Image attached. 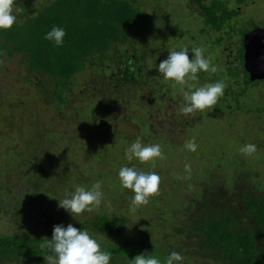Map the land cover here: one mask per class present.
<instances>
[{"label":"trees","instance_id":"1","mask_svg":"<svg viewBox=\"0 0 264 264\" xmlns=\"http://www.w3.org/2000/svg\"><path fill=\"white\" fill-rule=\"evenodd\" d=\"M22 1L20 0L23 7L19 9L14 7L16 16L14 24L9 29L0 30V59L3 56L12 58L19 55L25 60L29 73L49 78L53 85L50 99L53 101L52 103H56L54 107L57 114H62L61 125L71 118L81 128L77 131L79 128L77 126L74 129V134L69 137L65 135L64 131H60L58 125L48 128L40 119L44 115L40 107L32 118L28 115L25 117V123L22 122L21 117L20 120H17L21 121L23 126L27 125L25 129L28 133H23L25 130L21 129L20 134L22 133L30 141L24 144L26 150L32 155L29 163L36 165L39 176L44 182L51 180L50 184L54 195H62L57 198L59 201L66 193H70L72 178L76 176H78L76 180L78 179L79 185H81V176L88 177L84 181L86 188L92 185L93 182L88 183L92 177L88 175L89 173L84 167L87 162H90L92 170L95 168L94 165L101 166L103 171H100V174L102 175H95V177L98 176L99 179L96 177L98 180H101L106 177L103 166L112 165L115 161L104 152L103 143L99 144L101 140L106 142L108 135L105 133L109 134V126L97 123L99 119L102 122L107 114L111 121L127 122L131 120L128 111L135 110L142 100L152 106L157 103L161 106L163 96H169L171 91L179 94L180 91L167 84L168 89L161 92L158 100L153 97L147 101L138 95L139 89L155 94L156 90L162 86H157L156 80L163 77L153 67H151L153 69L149 67L147 73L146 66L140 65L141 62H145L140 53L142 55L147 53L141 51L136 42L138 38L146 34L149 30L148 26L156 17L158 11L155 10L158 5L156 6L155 3L152 5L154 1L151 2L153 9L151 11L155 17L147 19L142 16L144 6H142L143 2H138L139 0ZM187 1L198 9L204 27L214 30L219 35L211 43L212 46L221 47L222 42L229 39L231 34L240 36L235 51L230 50V46L225 48L229 49L227 58L231 62L226 64L224 73L221 75L229 76L234 80L239 79L244 85V89L247 90L254 82L249 81V76L243 68L242 39L244 34L254 28L256 24L252 23L250 29L243 28L235 31L230 28V33L224 32L225 28L230 27L233 20L238 17L240 10L237 8L246 0H238V7L232 9L228 8L221 0H211L208 3L203 0ZM14 2L18 1L14 0ZM53 25L62 27L65 32L63 42L59 46L44 39V33ZM126 46L129 50L132 49L130 57H128L127 51L122 50ZM82 73H88L89 77L80 91L86 98L91 96V103L96 110L100 111L86 108V106L81 110L70 107L71 111L69 112H72L70 117L64 116V105L68 102L70 94L73 93L72 82L76 81ZM214 80L220 81L216 77ZM261 82L264 81L259 83ZM174 84L178 85L176 89L181 88V85L175 82ZM86 85H90V87ZM169 90L170 92H168ZM169 100L177 106L174 108L172 105L173 109L168 107L169 111H172L170 116L172 119L174 112L178 111L181 101H175L172 96H169ZM218 100H222V98L219 97ZM121 105L126 107H119ZM49 107L52 108V105ZM228 109L233 111L230 105ZM237 109L240 108L236 107ZM252 110L256 113L264 111L256 106L248 111ZM11 118L13 119L14 116L8 119L9 125L6 127L8 129L13 127V124L10 123ZM49 120L55 121L52 118ZM172 122L174 128H178L175 125L178 123L184 126L186 130L181 131L182 134L191 133V127L186 126L184 119L182 122L177 120ZM90 123L94 128L98 126L101 131V140L98 143L92 140L99 138L96 132L89 139L83 137L87 135L83 133L82 129H90ZM29 131L31 132L29 133ZM163 133L154 135V138L162 146L168 144V149H170L172 144L165 140V135L168 133ZM170 135L172 138L174 132H170ZM117 139L120 141L124 137L120 135ZM83 140L88 144L83 143ZM122 149L116 154L119 156V160L136 166V159H126L125 151ZM207 154L213 157L209 158L208 164L204 163L205 166L199 176L188 177L189 180L185 184L182 180L178 182L176 177L172 178V188L178 184H180V188L176 186L174 190L168 191L158 183L155 197L154 194L151 195L154 198L155 204L153 205H149L147 201L145 204L138 205L134 212H130L131 190L122 188L119 181H116L112 186L113 189H109L103 194L112 193L113 201L115 194L122 190L121 195L128 198L127 200L121 199L124 205L120 210L122 212L113 211L104 214L100 210L83 211L80 218L83 223L80 227L88 230L101 248L111 253L109 264H131L129 260L141 252L150 253L163 261V258L171 251L181 253L183 259L180 264H190L192 259L196 260L198 257L203 260V264L206 261H210L212 264H264V185L262 183L254 185L255 193L250 192L249 188H240V182L235 184L234 182L238 180L236 176L242 172L236 173L237 171L232 169L229 171V166V170L226 169V186L223 187V183H221L222 190L219 189L220 185L218 187L212 183L206 170H209L210 167L221 168L226 161L214 159L222 154L214 155L210 152ZM87 156L90 159L86 161ZM230 156L229 158H231ZM231 161L229 159V162ZM73 168L76 170L78 168V172L74 173ZM139 170L149 171L148 168H141V166ZM18 176L22 178L23 175ZM33 188L35 191H39V183L35 182ZM156 196L160 197L158 205ZM166 197L170 204H173L172 209L167 212L162 208ZM143 206L149 210L154 208L149 216L146 214L142 218V223L157 219L161 229L158 236H153L152 229L146 228V224L144 226L137 224L134 227L130 224L133 213L137 212L139 208L142 209ZM68 223L79 228L73 221H68ZM43 242L44 239L37 242L25 235L0 236V264H46L43 257L50 253L46 248H41L40 245Z\"/></svg>","mask_w":264,"mask_h":264},{"label":"rangeland","instance_id":"2","mask_svg":"<svg viewBox=\"0 0 264 264\" xmlns=\"http://www.w3.org/2000/svg\"><path fill=\"white\" fill-rule=\"evenodd\" d=\"M17 1V3L14 2L15 7H18V9L23 7L20 0ZM203 1L208 3L211 0ZM221 1H224L230 9L238 7V0ZM138 2H143L144 12L142 16L144 18H154L156 16L153 19L154 21L148 26L149 30L145 34L146 37L142 35L141 38L136 40L139 44L138 48L147 53L143 55L140 53V56L145 60L140 65L146 66L148 73L149 67H153L156 70L155 65L167 56V50L171 48L178 50L182 46L189 49L198 46L201 48L202 54L209 59L210 64L215 65V71L198 72L196 74L198 79L196 81H188V83L200 85L205 82L215 81L214 77H216L225 85L223 94L220 96L222 100H217L216 104L211 106V109L195 110L190 114H182L178 109L177 112H174L175 114L171 119L172 111H169L168 107L171 108L173 103L169 100V96H172L175 101H181L182 105L184 100L181 88L187 90L186 85H181L180 89H176L178 85H175L174 82L169 80L170 83H168L167 79L159 77L156 80L157 86H162L156 90V95L150 94L147 90L139 89L138 95L142 99L148 101L150 98L156 97L158 100L162 94L161 92L168 89L167 84H170L173 89L180 91L179 94L169 90V96L162 97L161 106L158 103L152 106L142 100L135 110L128 111L131 115V120L127 122L111 121L106 114L102 122H100V119L98 120L99 122L97 121V123H104L109 126V134L108 132L105 133V135H108L106 142L100 139L101 131L98 126L94 128L90 123V129L83 128V133L87 135L83 137L89 139L96 132L99 138L92 140H95L96 143L101 140L99 144L103 143L104 152L115 160L114 163L111 162L112 165L103 166L105 170L104 176L107 178L103 177L101 180H98V176L102 175L100 171H103L101 166L94 165L95 168L92 170L90 162H85L84 167L87 169L88 175L92 177L88 183L100 181L102 191V203L88 209V212L99 210L103 211L104 214L113 211L122 212L120 210L124 205L121 199H128L126 196L121 195L122 190L115 194L113 201L112 193L103 194L109 189H113L112 186L118 181L117 171L122 165L134 166L138 170L141 166V168L145 167L149 171L158 173L160 185L171 191L176 186L180 188V184L172 188L173 183L171 181L173 177H176L178 182L182 180L183 184H185L189 180L188 177L201 174L205 166L204 163L207 162L208 164L209 158L212 156L207 154L209 152L214 155L222 154V156L214 157V159L226 161L221 168L217 167L214 169L210 167L209 170H206L207 176L212 180L213 184L218 185V187L220 185L219 189H221V183H223V187L226 186L227 170H229L228 167L230 166L229 171L232 169L237 171L236 173L242 172L236 176L238 180L234 184L240 182V188H249L250 192L255 193L254 185L261 183L264 185V111L256 113L254 110L250 112L248 110L254 109L255 106L264 109V82H254L251 87L245 90L239 79L234 80L229 76L224 77L221 75V73H224V68H226V64L229 61L227 58L229 49L235 51V47L240 41V36L231 34L232 36L229 39L222 42L221 47L212 46L211 43L218 34L214 30L204 27L198 9L187 0H139ZM151 2H153L152 5L154 3L156 6L158 5L155 10L158 11L156 15L151 11ZM22 3L25 2L22 1ZM239 7L237 9L240 10V14L233 20L230 27L225 28L224 32L228 31L230 33V28L235 31L243 28L250 29L252 28V23H255L256 27H264V0H246ZM153 15L155 16L153 17ZM202 30L203 33H201ZM228 46H230L229 49H225ZM122 50L127 51L128 57L132 54V49L130 48L129 50L127 46L122 48ZM190 57L191 53H189ZM87 77H89L88 73H82L77 77L76 81L72 82L73 93L70 94L68 102L64 105V116L70 117L72 113L69 112L71 111L70 107L81 110L86 106V108L96 110L91 103V96L86 98L83 92L80 91L83 84L88 81ZM52 86L49 78L36 73H29L25 60L21 56L15 55L12 58L3 56L0 59V236L25 235L38 242L44 238H50L54 224H67L68 221H73L74 224L80 227L83 223L80 220L83 212L73 214L75 218H72L66 211L58 208L57 198L62 197V195H54L50 184L51 180L44 182L39 176L36 165L29 163L32 155H30L31 152L26 150L24 144L30 141L22 133L20 134L21 129L25 130L23 133H28L25 129L27 125L23 126L21 121H17L21 117L22 122L25 123V117L28 115V117L32 118L40 107L44 113L40 119L43 120V123L48 128L58 125L60 131H64L67 137L74 134V129L77 126L79 127L77 131H79L81 129L80 125L75 120H71V118L61 125L62 114H57L54 107L56 103H52L53 101L50 99ZM87 87H90V85ZM171 93L174 94L172 95ZM96 101L100 102L99 100ZM12 105L15 107L12 108ZM30 105L31 108H29ZM49 105H52V108ZM229 105L233 111L228 109ZM119 107L126 106L121 105ZM172 107L177 108L175 104ZM236 107L240 109L236 110ZM241 109L244 110L242 111ZM109 110L111 112V109ZM96 111L100 110L97 109ZM12 116L15 118H11L10 122L13 127L8 129L6 128L9 125L8 119ZM51 118L55 121H50L49 119ZM183 119L186 126L191 127V133L188 135L181 133V131L184 132L186 130L182 124H175L178 128L173 126L172 121L182 122ZM163 132L168 133V135H165V140L172 146L170 145L171 148L168 149V144L161 145L162 158H153L149 162L136 160L135 166L126 164V161H120L119 156L116 155L121 148H123L122 151H125L126 147L137 137L141 139L142 143H158L154 135L164 134ZM170 132H174L172 138ZM120 135L124 139L119 141L117 138ZM190 138H194L193 142L196 144L194 151H189L182 145ZM83 143L88 144L84 140ZM247 143L256 146L255 150L250 154L239 151L240 147ZM88 157L85 159L86 161L90 159ZM229 159L232 161L229 162ZM185 164L188 165V168L184 167ZM239 164L240 166H238ZM73 171L74 173L78 172V168L77 170L73 168ZM20 174L23 175L22 178H19L18 175ZM95 175H98L96 176L98 179ZM76 177L72 178L70 192L74 189V186L78 185ZM80 178L81 185L85 187L84 181L88 177L81 176ZM35 182L39 183V191H35L33 188ZM156 198H158L156 201L158 205L160 204V197L156 196ZM153 199L152 196L148 198L149 205L155 204ZM172 205L166 197L162 208L167 212L172 209ZM152 209L149 210L145 206L142 209H137V212L133 213L130 224L133 227L137 224L140 226L146 224V228L152 229L153 236H158L157 234L161 229L157 219L142 223V218L146 214L149 216ZM144 213L145 215L142 216ZM89 234L93 236L90 232ZM170 238L172 239L173 236L171 235ZM190 264H203V260L198 257L196 260L192 259ZM205 264H212V262L206 261Z\"/></svg>","mask_w":264,"mask_h":264},{"label":"clouds","instance_id":"3","mask_svg":"<svg viewBox=\"0 0 264 264\" xmlns=\"http://www.w3.org/2000/svg\"><path fill=\"white\" fill-rule=\"evenodd\" d=\"M14 7V0H0V30L9 29L16 21ZM64 35L62 27L53 25L44 33V39L59 46L63 42ZM189 53H191L190 58ZM155 67L157 73L163 78L179 85H186L187 90L181 88L184 103L179 107V112L182 114L211 109V106L216 104L218 98L223 94L225 85L222 81L205 82L200 85L188 83V81L198 79L196 75L198 72L215 71V65L210 64L209 59L202 54V50L198 46L190 49L182 46L178 50L171 48L167 50V56L160 60ZM193 141L194 138L186 140L184 147L189 151H194L196 144ZM255 147L254 144L247 143L242 145L239 151L250 154L255 150ZM157 157H163L161 145L159 143H142L139 137L125 149V158L128 160L136 158L139 162H149ZM184 167L188 168V165L185 164ZM117 178L122 188L131 190L130 212H134L138 205L147 203L148 198L156 193L160 179L158 173L154 171H142L134 166L126 165L119 167ZM101 198L100 181H96L87 188L78 184L70 193L56 201L57 206L73 218V214H80L98 206L101 203ZM40 246L46 248L50 253L43 257L46 264H109L111 257V253L102 249L86 229L77 228L72 223L54 224L50 238H44V242ZM182 259L181 253L177 251L169 252L163 261L150 253L141 252L129 261L131 264H180Z\"/></svg>","mask_w":264,"mask_h":264},{"label":"water","instance_id":"4","mask_svg":"<svg viewBox=\"0 0 264 264\" xmlns=\"http://www.w3.org/2000/svg\"><path fill=\"white\" fill-rule=\"evenodd\" d=\"M243 43V68L249 81L264 80V27H254L245 33Z\"/></svg>","mask_w":264,"mask_h":264},{"label":"flooded vegetation","instance_id":"5","mask_svg":"<svg viewBox=\"0 0 264 264\" xmlns=\"http://www.w3.org/2000/svg\"><path fill=\"white\" fill-rule=\"evenodd\" d=\"M231 61H229V62H227V63H230ZM167 81H168V79H167ZM168 83H170L169 81H168ZM165 85V84H164Z\"/></svg>","mask_w":264,"mask_h":264}]
</instances>
